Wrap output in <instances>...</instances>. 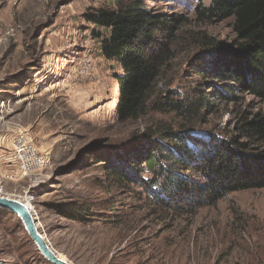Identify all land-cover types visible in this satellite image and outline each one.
<instances>
[{
    "label": "rangeland",
    "instance_id": "obj_1",
    "mask_svg": "<svg viewBox=\"0 0 264 264\" xmlns=\"http://www.w3.org/2000/svg\"><path fill=\"white\" fill-rule=\"evenodd\" d=\"M114 3L0 0V197L29 196L36 231L54 256L71 264H264V189L180 211L173 203L149 202L139 186L111 182L91 160L93 154L120 153L122 144L160 119L173 121L150 113L116 122L112 76L118 69L100 56L95 27L85 17ZM160 4L166 12L194 18V1ZM190 27L225 46L235 39L231 20ZM194 52L174 60L179 74L187 72L179 79L184 92L197 81L188 72ZM210 92L212 113H206L202 126L214 135L234 131L242 112L264 117V102L241 91L233 93L238 97L233 103L222 101L215 89ZM25 131L42 161L33 168L35 175L12 180L18 168L12 140ZM111 162L124 164L115 157ZM74 206H89L95 220L80 223L58 215L57 209ZM0 264H52L26 223L2 207Z\"/></svg>",
    "mask_w": 264,
    "mask_h": 264
},
{
    "label": "trees",
    "instance_id": "obj_2",
    "mask_svg": "<svg viewBox=\"0 0 264 264\" xmlns=\"http://www.w3.org/2000/svg\"><path fill=\"white\" fill-rule=\"evenodd\" d=\"M173 1L115 0L112 7L86 14L100 56L118 69L112 76L116 122H134L150 113L173 120L156 121L122 144L120 153L90 158L111 182L139 186L149 202L187 211L232 193L264 189V117L242 112L234 131L224 136L202 126L206 113H212L210 89L227 103L238 101L236 90L264 102V0H190L195 2L193 19L164 11L160 3ZM226 20L235 36L230 46L190 27ZM190 51L195 52L188 72L197 81L184 92L179 79L187 72L181 69L180 76L174 60ZM113 157L124 164L116 167L110 163ZM57 211L80 223L95 220L89 206Z\"/></svg>",
    "mask_w": 264,
    "mask_h": 264
},
{
    "label": "built area",
    "instance_id": "obj_3",
    "mask_svg": "<svg viewBox=\"0 0 264 264\" xmlns=\"http://www.w3.org/2000/svg\"><path fill=\"white\" fill-rule=\"evenodd\" d=\"M84 66H89V61L83 62ZM30 135L27 132H20L17 137L12 140L13 148L12 157L18 160V168L16 174L10 175V179H24L35 175L33 171L39 163L42 161V157L39 156L38 152L31 144Z\"/></svg>",
    "mask_w": 264,
    "mask_h": 264
},
{
    "label": "water",
    "instance_id": "obj_4",
    "mask_svg": "<svg viewBox=\"0 0 264 264\" xmlns=\"http://www.w3.org/2000/svg\"><path fill=\"white\" fill-rule=\"evenodd\" d=\"M0 207H2L4 209H9V210L13 209L11 211L14 212V210L16 211V210L20 209L21 205L15 201H9L7 199L0 197ZM29 211L31 212L30 213L31 215H34L32 210H29ZM36 220L37 219L34 217L32 222L35 223ZM27 222H28V220L26 221V224H27ZM26 229L28 230V233L31 235L32 239L34 240L36 246L38 247V250L41 252V255L44 256V258L47 261L51 262L52 264H66L65 262H62L56 256L53 255V253L49 249V246L46 244L45 240L43 238H41V236H39V233L37 231L35 232L36 229H34V231H33V230L29 229L27 227V225H26ZM42 242H44V245H41Z\"/></svg>",
    "mask_w": 264,
    "mask_h": 264
},
{
    "label": "bare ground",
    "instance_id": "obj_5",
    "mask_svg": "<svg viewBox=\"0 0 264 264\" xmlns=\"http://www.w3.org/2000/svg\"><path fill=\"white\" fill-rule=\"evenodd\" d=\"M0 196H2V195H0ZM3 198L4 199H7V200H9V201H15V202H17V203H19L20 205H21V208L20 209H18V210H14V212L13 211H11V210H13V209H5V210H7V211H9V212H12V213H14V214H16L18 217H20L25 223H26V221L28 220V222H27V227L29 228V229H31V230H33L34 231V229H36V226H38V225H35L33 222H32V220L34 219V215H31L30 213V211L29 210H32L31 209V198L29 197V196H26V197H23L22 199L24 200H22V199H20V198H16V197H10V196H3ZM35 232H36V230H35ZM39 236H41L40 234H39ZM36 237V236H35ZM41 238H43L42 236H41ZM36 239V238H35ZM41 245H44V242H42L41 243ZM50 254V253H49ZM57 258L59 259V260H61L62 262H65L66 264H71L69 261H67V260H65L63 257H61L60 255H58L57 256Z\"/></svg>",
    "mask_w": 264,
    "mask_h": 264
}]
</instances>
